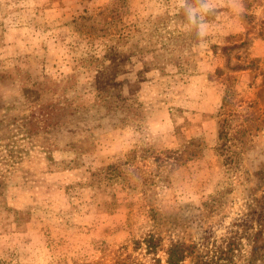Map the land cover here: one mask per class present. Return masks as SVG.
I'll use <instances>...</instances> for the list:
<instances>
[{"label":"rangeland","instance_id":"374dc122","mask_svg":"<svg viewBox=\"0 0 264 264\" xmlns=\"http://www.w3.org/2000/svg\"><path fill=\"white\" fill-rule=\"evenodd\" d=\"M249 3L213 0L201 42L178 0H0V264H165L172 243L235 232L238 263L264 264V0Z\"/></svg>","mask_w":264,"mask_h":264},{"label":"trees","instance_id":"16d2710c","mask_svg":"<svg viewBox=\"0 0 264 264\" xmlns=\"http://www.w3.org/2000/svg\"><path fill=\"white\" fill-rule=\"evenodd\" d=\"M242 2L245 8L251 7L249 0H242ZM229 91L223 97V106L220 114L221 125L217 132V141L220 143L217 150L221 155L231 160L230 142L232 138H230L227 120V114L230 112L229 107L232 104L229 98L231 96ZM263 231L264 229H259L254 234L249 235L250 240L256 242L261 239L264 234ZM241 242V237L235 232L219 240L213 239L210 241V239H205L200 248L198 245L172 243L164 251L165 264H185L187 261L190 264H239L242 249ZM145 244L148 254H155L157 251L162 250L160 249V241L152 236L145 239ZM156 261L159 263V260Z\"/></svg>","mask_w":264,"mask_h":264},{"label":"clouds","instance_id":"9594fccd","mask_svg":"<svg viewBox=\"0 0 264 264\" xmlns=\"http://www.w3.org/2000/svg\"><path fill=\"white\" fill-rule=\"evenodd\" d=\"M212 2L213 0H195V6H192L189 0H178L179 6L184 9L187 22L195 27L196 36L201 42L209 32L205 17L214 11Z\"/></svg>","mask_w":264,"mask_h":264}]
</instances>
